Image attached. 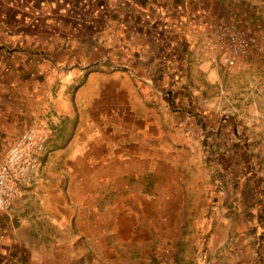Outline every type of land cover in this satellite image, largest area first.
Here are the masks:
<instances>
[{"label": "rangeland", "instance_id": "374dc122", "mask_svg": "<svg viewBox=\"0 0 264 264\" xmlns=\"http://www.w3.org/2000/svg\"><path fill=\"white\" fill-rule=\"evenodd\" d=\"M44 1L49 8L29 1L24 17L0 24V33L24 36L12 51H63L75 36V53L90 44L92 70L104 59L113 68L102 95H84L61 127L60 145L75 138L60 161L61 188L76 196L62 201L74 210L61 211L58 229L41 217L29 232L33 264H264V0H219V19L192 59L137 57L160 84L172 79L163 95L123 63L132 56L117 36L131 29L122 32L110 7L102 6L106 20L78 0ZM104 176L114 189L83 197V177L99 194Z\"/></svg>", "mask_w": 264, "mask_h": 264}, {"label": "crops", "instance_id": "0c3cea01", "mask_svg": "<svg viewBox=\"0 0 264 264\" xmlns=\"http://www.w3.org/2000/svg\"><path fill=\"white\" fill-rule=\"evenodd\" d=\"M29 1L40 8L44 9L45 5L49 8L48 1L44 0H0V24L11 22V18L24 17L22 8L26 9V6L31 4ZM78 1L79 6L90 9V15L91 7H95L96 13H99L100 17L105 16V19L112 16L105 15L102 6L110 7L112 15L117 16L121 28L123 27L122 32L130 27V36L122 32L120 34V31L117 36L121 38L120 45L127 48L123 50L125 55L132 56V60L122 59L123 63L132 75H137L138 80L153 88V92L159 95H163L164 91L172 87V79L168 78L170 80L160 84L155 75L146 73V68L142 70L135 65L136 58H142L149 64L165 63L166 58L176 62L177 56L192 59L202 50L205 33L219 19V0ZM16 11H19L17 16ZM40 12L43 14L41 9ZM25 37L30 39L28 34ZM23 38L24 36L18 38L11 35L10 31L0 33V158L8 152L32 119L45 122L51 133L39 158L40 165L31 179L24 183L21 196L14 201L8 213L0 211V264H33L34 260L29 251L32 239L28 234L37 230L40 218L47 217L50 219L49 227L54 225L55 229H58L61 211L72 215L73 207L66 205L62 200L64 192L71 198L76 196L73 194L74 190H71L72 186L71 189L69 186L67 191L61 188L60 177H63L61 173L64 170L60 169V161L65 158L66 152L72 149L71 144L75 138L63 146L58 142V135L66 119H76V102L83 103L84 95H102V85H106L108 80L107 71L113 68L104 59V62L101 60L100 68L92 70L91 46L85 44L84 51L75 53V46L71 48L75 44V36L69 38L67 50L63 51L58 47L56 50L52 49L50 54H34L28 49L12 51L19 39ZM60 53H63L64 57L61 58ZM67 65L72 68L71 76L63 78L62 72ZM170 66L168 65V68ZM203 66L199 64L198 67ZM172 67L178 68L176 64ZM168 71L171 73L175 70ZM166 76L169 75L166 73ZM116 83L117 86L124 84L123 79L117 80ZM60 86L63 87L62 91H56ZM64 87L68 90L65 91ZM93 88L96 89L95 93ZM52 109L58 112V116L53 115ZM102 165L106 167L107 164ZM85 177L84 181H81V189L83 197L87 200L101 197L102 192L107 193L109 189H114L107 186L108 182L104 176L105 180L99 183L100 193L97 194L93 192L91 185L96 181L88 183ZM72 183L74 179L71 185ZM92 205L89 203L88 207L92 208ZM240 259L242 257L237 258L235 264L253 263Z\"/></svg>", "mask_w": 264, "mask_h": 264}, {"label": "built area", "instance_id": "2783aa9c", "mask_svg": "<svg viewBox=\"0 0 264 264\" xmlns=\"http://www.w3.org/2000/svg\"><path fill=\"white\" fill-rule=\"evenodd\" d=\"M221 33L231 32L232 28L220 27ZM232 36V35H231ZM228 65L232 60L225 59ZM51 130L38 119H32L8 152L0 158V211L8 213L15 200L22 194L24 183L31 179L40 165L39 158Z\"/></svg>", "mask_w": 264, "mask_h": 264}]
</instances>
